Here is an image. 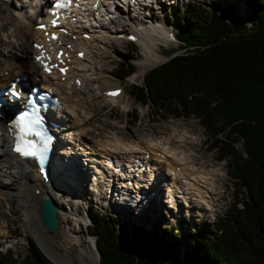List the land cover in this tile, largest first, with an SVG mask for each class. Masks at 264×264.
<instances>
[{"label":"trees","instance_id":"1","mask_svg":"<svg viewBox=\"0 0 264 264\" xmlns=\"http://www.w3.org/2000/svg\"><path fill=\"white\" fill-rule=\"evenodd\" d=\"M245 2L238 11L233 3L219 10L191 1L170 11L184 50L129 86L134 100L164 115L199 118L219 156H228L232 205L215 222L186 221L183 235L155 219L146 228L135 217L120 222L114 213L88 210L99 264H264V0ZM133 67L122 59L114 73L123 79ZM26 238L24 256L0 249V264H50Z\"/></svg>","mask_w":264,"mask_h":264},{"label":"rangeland","instance_id":"2","mask_svg":"<svg viewBox=\"0 0 264 264\" xmlns=\"http://www.w3.org/2000/svg\"><path fill=\"white\" fill-rule=\"evenodd\" d=\"M188 1L194 2L193 7H195V5L199 6V4H202L203 6H205V8L215 7V8H219V10H221L222 7L228 3L231 4L233 3V5H235L236 7L237 6L241 7L242 5L239 3L240 0H175L174 3L172 4H169L168 0H161L157 2L156 4L157 8H156L155 6H153L154 4L152 5V3L154 2L151 3V0H149L148 2L152 6L148 5V7H146L145 9L143 8V13L144 12L148 13L149 17L153 19L152 21H157L160 24L162 23V25L164 26H165L164 22H167L169 28L172 27L175 28V26L176 27L178 26L177 21L170 20L169 12L170 11L172 12L175 8L182 10L183 8H185L186 3H188ZM21 2L25 3L24 0H0V32L1 34L2 32L3 33L5 32L6 37L8 36L7 35L8 33L10 34L11 32L10 29L15 28L13 21H15V19L19 16L20 12L18 11H21V6H24V5L20 6ZM120 14L121 11H119V14H117L119 16H116V19H118L120 24H123V27H127L128 26L127 20L124 19L123 22V20H121L120 18ZM32 16L34 17L33 14ZM143 16H145V14L139 15V17H143ZM139 17L133 18L134 19L133 24L135 26H137L139 23L145 25V20L143 21ZM147 30H145L146 35L150 39L153 40L155 39L154 41L151 40L152 42L151 48H153L156 51V53H158L161 56L162 59L159 58L156 60V62L154 61L148 62L151 61V59L148 58L147 55H145L142 52L140 47L138 48L136 47V45H134L135 47L130 46L131 44L130 40L126 41L122 38L121 39L113 38L116 36L111 35V37L107 36L110 37V40H108L107 42H103V43L99 42L97 44H94L93 42H95L96 40L92 41V43L94 44L93 46H95V48L92 46H90L89 48L96 50L97 53L95 55L91 54L89 55L88 58H86L87 61L85 64L86 67H88V69L82 71V73L85 74L84 76L86 77L83 86L77 87L76 85H72V87H67L63 83H58L57 85L60 86L62 90L63 93L62 98L64 99V101L67 99L65 96L67 95L70 100L73 99L76 102L75 103L76 112L77 115H79L81 118L80 119L81 123H84L85 119L89 115L99 111L101 107H104V109H106L104 113H101L100 116L96 120H94L95 122H92L90 124L89 122H87L83 125L84 128L82 127V129L84 134L89 136L91 139H95L96 135L98 134H102L103 136L107 134L112 136L114 134H117L121 138H129V139L132 138L133 136L134 137L141 136L145 140L146 138L154 135L155 133L158 136L165 137L166 140L164 141L167 142L169 135L170 137L176 140L178 145H182V143L179 142L178 140L179 138H177V131L178 130H186V132L189 131L191 133L190 136L192 141H190L191 143H186V141L185 143L184 142L183 143L184 145H186V147L189 146L194 150V151H190V153L193 156H197L199 161L204 162L201 165H206L207 168L209 169L212 167H222L223 171L219 172L218 175L219 178L216 179V183H215V187L217 188L215 189V191L218 192V194L215 192L217 194L216 195L217 201H216V210L215 212H213L214 214L207 213L206 218L203 217L202 219H198L197 216H194V214L191 213L189 215H186L185 212L184 215L185 217L183 218V221L185 222V220L190 219V221L193 222L194 220L200 224L208 223L209 220H211L212 222L217 218V216H220L222 213H226V209L232 205L231 201L232 199H234V194L232 190L233 182L231 176H229V174L227 173L226 157H222L221 159L218 158L219 152L216 150V148H214V146L211 145L210 138L208 137V134L204 129L205 127L201 124L199 118L194 117L193 115H184V114L178 117H175L171 114L164 115L161 109L159 108L154 109L151 103L149 102L141 103L142 107L137 108L138 104L140 103L132 99V96L129 92V86L130 84L142 83L141 75L133 74L131 70L130 72H128V75L125 78L119 79V77L113 74L114 70L117 69L116 67L119 61L122 59H128L132 61L134 65V69H136L143 63L147 64V66L150 67L153 64L156 65V63H158L159 60H163L164 58L169 57L172 53L181 52L184 50L180 48V44H182L181 41L177 43L175 40H173L171 41V43H168L167 41L166 43H164L162 38H160L159 36L156 37L155 35L149 34ZM28 42L30 41L28 40ZM5 48L7 49V47H4V49ZM4 49L2 46L0 47V51H3ZM4 63H5L4 60L0 63V69L1 67H4L3 66ZM19 63L17 65H19ZM101 63L103 64L102 67L100 68ZM90 66L93 69L89 68ZM25 71H28V69H26ZM104 78L108 80L109 84H114L119 82V84L123 85L124 94L122 98H120V101L117 99L118 101L116 100L110 103L106 99H104L103 96L98 94L96 90L95 81ZM127 106L129 108L126 111L125 109L127 108ZM130 112H134L137 118L131 117ZM223 130L220 131V133H222ZM172 143L173 144H170L171 147L176 148L177 151H180L179 147L174 146L176 144L174 140L172 141ZM240 144H241L240 142H237L235 146L239 148ZM181 149L186 150L183 147H181ZM17 175L18 173L15 171V177H17ZM15 177L11 181L13 182V184L16 183ZM19 177H17V183L20 186ZM82 188H84L86 194L83 197L84 198L83 201L79 202V206L77 207L78 209L76 210L77 212L73 211V215L75 214L74 215L75 218H78L79 216H81V213H84L85 223L89 222L88 215L85 211V209L87 208L86 203L88 201H91L94 204V205L92 204L91 206L95 208L97 206L101 213L115 212L116 207H114L111 202L110 205H107V197L105 198L106 200L103 201L100 199H96V201H94L91 194H89V191L87 190V186L83 183H82ZM1 193L2 195L0 200V220H1L0 228L2 227V230L0 231V249L4 250L5 248L9 247L13 251L16 257L22 258L25 254V247H27L28 245L27 244L28 239L26 238V236L28 235L31 239H33L34 243H36L33 235L30 234L32 233L30 229L32 228L33 223L36 222V219L34 217V212L32 211L33 214H31L28 211L30 217L28 219L23 220L21 214L22 204L19 198L16 196V194L6 189L2 190ZM245 197L246 194L245 191L243 190L242 193L240 194V198H245ZM29 200H30L29 201L30 205H34L35 200L39 202L38 196H33ZM61 200L63 203V207L65 206L70 207V203L68 199L62 197ZM165 205L166 204L164 203V206ZM31 208L33 207H29V209ZM152 215H154V217L151 216V218H148V215H146V213H143L142 216L135 217V219H138L139 221H141V223L145 222L144 225L146 226V228H149L150 226L149 224H151V222L154 219L160 222L159 226H162L163 224L165 226L167 224L175 223L179 220L181 216L183 217L181 212L179 216L173 214L170 208L167 209V206L165 207V210L163 208L160 211L156 210V212L153 213ZM168 215L170 217L169 218L170 220L164 221L162 217L168 219ZM125 216L126 215L124 214H119L120 222L124 220ZM39 221L41 222L40 218ZM5 228L7 230H5ZM57 230L55 229L53 230V232H51L44 226L43 231L54 236L55 240L58 241L59 235L57 234ZM82 230L85 236H89L85 225L84 228H82ZM90 237L92 238V241H89V244L86 245L91 246L93 257L92 259L83 261L80 264H98V254L96 253L97 249L95 248L94 245L95 242L93 240V237L92 236ZM38 249L40 251L42 250L41 252H43V249H40V247ZM56 249L59 251L60 254H62V257L66 255H70L74 257L78 252V249L74 245L70 247V249H66L65 251L60 247ZM43 255L45 256L46 254L43 252ZM50 261L49 263L53 264V261L51 262Z\"/></svg>","mask_w":264,"mask_h":264},{"label":"bare ground","instance_id":"3","mask_svg":"<svg viewBox=\"0 0 264 264\" xmlns=\"http://www.w3.org/2000/svg\"><path fill=\"white\" fill-rule=\"evenodd\" d=\"M24 1L25 3L21 2L20 4V6L21 5H24V6H21V11H18L20 12L19 16L15 19V21H13L15 28L10 29L11 32L10 34L9 33L7 34L8 35L7 37H6L5 32L4 33L2 32V34L0 32V45L3 47V49L4 47H7V49L5 48L6 50L4 49L3 51H0V63L3 60L5 61L3 65L4 67H1L0 69V87L6 86V85L8 86L9 81L14 79L15 75H17V72H22V71H25L26 69H28L29 72L30 71L33 72L35 66H37L36 61L33 59V57L31 58L30 56L32 44L28 42V40L30 41V39L34 37L33 35H35L36 32L37 33L42 32V30L34 26L35 23L38 21L29 13V11H32L33 8L35 7V2H32L31 0H24ZM148 1L149 0L143 1L141 5V10H143V8L145 9L146 7H148V5L152 6L153 4H154L153 6L157 8L156 4L158 1H161V0H151V3L154 2L152 3V5L149 4ZM174 1L175 0H168V3L172 4L174 3ZM240 1H241L240 4H242L241 5L242 8L238 6L236 7L235 5L232 4L233 8H236L237 11L240 9H243V10L247 9L248 7H247V3L245 2V0H240ZM119 11H122V9L120 8L117 12L119 13ZM144 14L145 16L149 15L146 12H144ZM152 20L153 19H150L148 22L149 28L148 26H146L144 29L138 31L139 37L137 38V45L141 48L142 52L145 55H147L148 58L151 59V61H148V62H152V61L156 62V60L161 58V56L158 53H156V51L153 48H151V43H152L151 40L154 41L155 39L154 40L150 39L144 32L145 30L148 29L149 31L157 34L165 28V26L162 25V23L160 24L159 22L152 21ZM103 23L105 24V21ZM120 25H121L120 22L118 21V19H116L114 22H111L110 24L105 25L103 28L115 29L119 27ZM101 29L102 28H98L97 30H101ZM110 33L112 32L106 33V32L101 31L100 34H96L97 37L95 39L93 38L94 40H96L93 43L97 44L99 42L100 43L107 42L108 40H110L111 35H113ZM141 35H143V37ZM107 36H110V37H107ZM113 36H116L113 38H118V39L120 38V36L116 34ZM88 41L89 40H86V41L81 40L80 43H83V42L87 43ZM91 41L92 40H90L89 42ZM33 51H36V50L34 49ZM86 54L88 53H85L84 55ZM82 59H85L84 56L82 57ZM86 61L87 60L80 61L78 68H76V70L79 73H81L83 70L85 71L86 69H88V67H86V64H85ZM18 63L19 65H17ZM102 64L103 63H101L100 68L102 67ZM89 68H92V67L90 66ZM35 75L36 73L30 74L29 78L35 77ZM54 79L55 78L49 74H44V75L41 74L39 83H42L43 86H46V84H51V82L54 81ZM85 79L86 77H84V80ZM29 82H32V80H30ZM113 85H116V84H111V85L105 86L104 88L108 89L110 87H113ZM54 89L56 92H59L60 94L62 93L59 87L55 86ZM123 92L124 90H122L120 94H117L113 98H119V101H120V98H122ZM65 96L67 98L65 100L67 101V104L63 102L62 105H64L66 108H69V110L72 109V112H75L76 109L74 108V106L76 102L73 99L70 100L67 95ZM1 112H2L1 113L2 115L0 116V124L6 119L5 111L1 110ZM73 122L77 125L76 127L77 130L75 131V135L76 136L79 134L84 135V132L82 129L84 123L81 124L79 122L78 115H76V121L74 120ZM190 135L191 133L189 131L186 132V130L177 131V138H179L178 140L182 144H184L185 141L186 143H191L190 141H192V139ZM112 137H113V141L115 142L114 145L120 148L126 143L130 145L131 144L136 145L146 140V139L144 140V138L142 137H140L139 139L136 138L135 140H132V139L130 140L129 138H121L117 134H114ZM92 141L98 143V142H101V139L97 138V139H93ZM168 141H170L169 138H168ZM163 142L167 143V141H164V140ZM8 149L9 148L6 147L4 137L2 136L0 138V200H1L2 190L6 189L8 191H12L13 193L16 194V196L19 198L22 204L21 214H22L23 220L28 219L30 217V215L28 214V211L31 214H33L34 212V217L36 219V222L33 223L32 225L33 229L32 228L30 229L32 233L30 234L33 235L38 247H40V249H43V252L47 255V257L51 261H53V264H80L83 261L92 259L93 257L92 248L90 245H86V244H89V241H92V238L90 237L89 234H88L89 236H85L82 230V228H84V225L86 224L84 220L85 218L84 213H81V216H79L78 218H75L74 217L75 214L73 215V211L77 212L76 210L78 209L77 207L79 206V202L82 201L81 196L86 194L84 189H82V183L85 184L87 188L90 185V187L93 188L92 195L96 196L98 199H100L99 193H103L105 187L99 184H96L94 186L91 184L87 185L86 181L82 180L80 183H74L80 188L79 192L76 194V197H74L72 193L65 192L64 189H63L64 193L59 195L58 193L59 187H56L55 189H50L48 186L45 185V183L41 182L40 174L35 168L34 162L29 161V160L19 159L15 153L14 154L11 153ZM179 150L180 151H177L176 148H173L174 159L179 160L182 157L188 158L189 160H191L190 167L193 169L192 171L195 173H198L201 177H204L203 184L200 188L201 192L199 194V197L197 199L194 197L193 199H191V202H193V200H197L198 202L199 198H200L199 201H203V199L205 198L207 205L209 206V211L207 213L214 214L213 212H215L216 210V207H214L215 206L214 203H216L217 201L216 195L218 194V192L215 191V189H217L215 187V183H216V179L219 178L218 177L219 172L223 171V168L222 167H212L209 169L207 168L206 165H201V164L200 166H198L196 164V160H194L191 157V155L188 154L186 150H183L181 148ZM163 165L167 167L168 163L163 164ZM15 171L18 173L17 177H19L20 175L19 177L20 186L17 183V177H15ZM13 175L16 178L15 180L16 183L14 184L13 182H11L14 178ZM201 177H199V180H201ZM73 187L76 188L75 186ZM36 188L39 190V192L34 193L35 192L34 190ZM169 194H170V197H169L170 200L172 199L173 196L182 195V193L179 190H175V191L169 190ZM44 195L51 197L58 204V206L56 207L57 218H58L57 220L58 230L56 229L57 234L59 235L58 241L55 240L54 236L43 231L44 225L41 224V222L39 221L40 216H39V212L37 211L38 201L35 200L34 205H30L29 203L30 201L29 199L32 198L33 196H38V198L40 199V196H44ZM62 197L69 200L70 207H67V206L63 207V203L61 200ZM71 197L75 198V200H72ZM111 203L114 207H116L115 212H113L114 215L119 216V214H124L126 215L124 219H127L129 221H132V217H139L143 215L142 212L139 214L138 213L136 214L134 208L131 207L130 204L125 200L123 201L113 200L111 201ZM107 205H110V203H108ZM29 207H33V208L29 209ZM187 209L189 210V208ZM153 213H155V211L150 210V214H153ZM201 213L202 211H199L198 214L201 215ZM151 216L154 217V215H151ZM1 230H2V227L0 228V231ZM5 230L7 229L5 228ZM73 245L76 246V248L78 249V252L74 257L70 255H66V256L63 255L64 257H62V254H60L59 251L56 249L60 247L61 249L65 251L66 249H70V247H72Z\"/></svg>","mask_w":264,"mask_h":264},{"label":"snow or ice","instance_id":"4","mask_svg":"<svg viewBox=\"0 0 264 264\" xmlns=\"http://www.w3.org/2000/svg\"><path fill=\"white\" fill-rule=\"evenodd\" d=\"M66 6V3L57 2L53 5V8L59 9ZM52 23L55 25L56 21L53 20ZM50 38L53 40L57 39L55 35H52ZM37 59L42 60V56H38ZM45 71H50L47 65L45 66ZM60 71L64 72L66 69H60ZM109 94L116 95L117 93L114 92ZM41 124L42 121L39 118L30 119L26 114L19 115L12 124V129L15 130L13 151L18 153L21 157H37L42 160L44 158V153L47 151L49 138L45 136L40 128ZM29 137H35L36 139H29Z\"/></svg>","mask_w":264,"mask_h":264},{"label":"water","instance_id":"5","mask_svg":"<svg viewBox=\"0 0 264 264\" xmlns=\"http://www.w3.org/2000/svg\"><path fill=\"white\" fill-rule=\"evenodd\" d=\"M56 206H58V204L56 203L55 200H53L51 197H45V196L40 197L39 205L37 206L42 223L47 229H49V231L52 232L57 228L56 225L57 213L56 211H54Z\"/></svg>","mask_w":264,"mask_h":264},{"label":"clouds","instance_id":"6","mask_svg":"<svg viewBox=\"0 0 264 264\" xmlns=\"http://www.w3.org/2000/svg\"><path fill=\"white\" fill-rule=\"evenodd\" d=\"M129 72V71H128Z\"/></svg>","mask_w":264,"mask_h":264}]
</instances>
